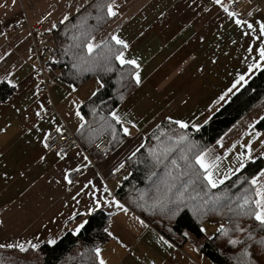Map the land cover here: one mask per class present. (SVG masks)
<instances>
[{
	"label": "crops",
	"instance_id": "1",
	"mask_svg": "<svg viewBox=\"0 0 264 264\" xmlns=\"http://www.w3.org/2000/svg\"><path fill=\"white\" fill-rule=\"evenodd\" d=\"M90 1L0 0V81L8 77L17 84L13 94L0 104V243L31 240L40 246L49 239L57 240L86 219L68 218L74 212H85L93 203V192L118 200L115 190L126 175V167L119 175L114 171L144 144L148 132L169 117L184 121L188 127L203 124L225 103H214L221 93L257 58L256 53L248 52L249 45L259 47V39H264H252L258 34L255 22H264V0H244L237 11L240 15L252 13L247 22L256 32L246 25L238 27L212 0H116L117 16L109 19L94 42L117 33L129 44L126 58L140 64L141 85L137 87L133 81L124 100L112 110L136 127L125 123L130 135L101 156L78 144L60 160L56 152L41 145L43 133H51L63 123L75 132L83 121L76 116V105L96 90L98 79L75 86L77 91L69 95V82L57 79L58 68L47 63V75L54 83L46 93L36 94L32 78L36 59L29 54L31 37L28 29L15 30L13 24L20 19L32 23L41 13L50 12L44 28L49 32ZM236 91L233 89L229 97ZM46 107L51 108L49 113H44ZM37 111L43 119L36 117ZM263 114L264 99L205 151V160L219 166L214 172L217 179L231 176L250 159L264 158V129L252 128ZM34 123L40 132L32 128ZM228 153H234V158H226ZM41 155L45 156L43 162ZM224 158L225 164L219 165ZM84 164L85 176L66 185L63 172ZM255 179L257 185L264 184V167ZM89 180L92 185L77 197V204L72 196ZM105 187L111 196L104 192ZM101 204L97 210L109 213L106 229L116 237L109 236L99 246L106 264H214L199 251L201 240L187 235L182 245H176L124 204L127 213L115 205ZM141 220L147 227L141 226Z\"/></svg>",
	"mask_w": 264,
	"mask_h": 264
},
{
	"label": "trees",
	"instance_id": "2",
	"mask_svg": "<svg viewBox=\"0 0 264 264\" xmlns=\"http://www.w3.org/2000/svg\"><path fill=\"white\" fill-rule=\"evenodd\" d=\"M96 2L97 0H91L51 30L60 57L58 63L51 65L56 68L65 65L62 79L74 86L94 78L103 84L96 96L90 95L79 106L83 121L74 135L78 144L88 152H95L92 143L98 137L104 136L108 140L106 151L123 140L125 135L121 126L111 119L109 113L120 103L119 97L125 96L133 86L130 78L133 69L129 65L121 69L113 61V72H105L101 68L79 75L72 66L74 55L83 50V34L89 33L90 38H94L109 21L107 17L101 22L95 19ZM78 44L81 47H77ZM97 51L102 52L103 49ZM121 72L125 76L123 79ZM13 92L14 89L5 80H1L0 104ZM263 99L264 69L255 71L247 83L215 110L209 116L210 119H206L207 123L203 122L198 126V130L197 127L181 129L171 124L169 119L160 120L148 132L144 144L135 155L125 161L126 175L115 190L118 200L174 244L182 245L187 239L186 233H189L198 240L202 239L199 251L214 264H241L244 259L242 250L252 244L247 239L249 233L255 241L264 238V230L254 220L241 215L239 207L246 197L249 198V204L254 199L255 188L251 181L263 169L264 158L246 161L216 188L208 187L202 177L197 179L196 173L201 170L194 161L196 155L206 153V150L216 145L234 124ZM112 128H115V134ZM252 128L257 131L264 129V114ZM181 136L186 139L181 140ZM95 153L98 156L104 154ZM173 161L176 163L173 164ZM168 185L171 186V191H168ZM180 193L183 194V203L179 212L173 215L168 209L174 208V204L168 201H175ZM157 199L164 202L163 207L152 208ZM140 205L149 210L145 211ZM248 206L245 205V208ZM109 218V213L96 210L87 217L88 223L76 235L66 231L55 244L45 243L37 250L25 253L16 249H0V260L5 261V264H98L94 249L110 238L105 231ZM206 222L223 225L229 230V235H221L216 230L211 236H206L200 231ZM237 223L244 231L235 230ZM229 238L240 239L244 243L232 246L227 242ZM251 250L255 251V246ZM260 264H264V256L260 257Z\"/></svg>",
	"mask_w": 264,
	"mask_h": 264
},
{
	"label": "snow or ice",
	"instance_id": "3",
	"mask_svg": "<svg viewBox=\"0 0 264 264\" xmlns=\"http://www.w3.org/2000/svg\"><path fill=\"white\" fill-rule=\"evenodd\" d=\"M212 3L222 8V10L227 14V16L232 18L234 23L238 27L241 25H246L249 31L256 32V28H254V25L252 23L239 19L238 14L234 11H230L229 8L225 6L223 0H212ZM94 7L97 12V16L95 17V19L98 22H101L105 19V17H107L108 19L116 17L118 13L115 9H117L119 6L116 4V0H97ZM205 11H208V9H205ZM248 15L251 16L252 13L250 12L248 13ZM67 19L68 17L65 16L64 20H62L61 23H63ZM255 23L256 25H258V34L252 36V39L256 40L259 38H264V22L257 20ZM53 27H55V25H53ZM244 34L248 35V32H245ZM83 35H84V42L82 44L83 50L80 53L74 55V63L72 65L73 68L77 70V75L81 74L82 72L93 71L101 68L105 72H113L115 71L113 67V61H114L116 64L120 65L121 69H123L125 65H130L134 69V71L130 73L131 80L135 82V85L137 87L141 85L142 80L140 75V64L136 59H128L125 56V50L129 48V44L126 40L122 39L117 33H112L109 38H106L105 40H103L101 43L98 44L94 42V38H90L89 33H84ZM233 43H235V41H233ZM77 47H81V45L78 44ZM101 48L103 49V51L98 52L97 50ZM248 52L256 53L257 58L247 64V72L244 74H238L236 80L232 84V87L228 88L227 91L221 93V95L217 98V100L214 103H220L221 101L226 103L227 98L229 97V94L233 92V89L239 90L237 85L243 86L244 83H247L245 77L249 73L264 69V39H259V47L253 48L251 45H249ZM0 59H2V57H0ZM213 63H215V61H213ZM8 75L11 76V73H9ZM120 75L122 79L125 78L123 72H121ZM4 80L10 88L15 89L17 87V84L14 83L12 80L8 79V77H5ZM41 83H43V81H41ZM96 84H97V88L95 91L91 93L92 96H96L100 88L103 87V84L99 79L96 81ZM68 88L71 89L69 95L77 91V88L72 83L68 84ZM119 99L123 101L124 96L121 95ZM76 106L79 107V105ZM41 109H43V105H41ZM35 115L37 118L43 119L40 111H37ZM109 115L111 116V119L115 121L116 124H119L121 126L123 134L125 136L130 135L129 128L124 126L125 123L131 124L133 128L136 127V125L132 123L130 120L123 121L120 115L116 111L110 112ZM76 116L79 117L81 120H83V117L81 116L79 111L76 112ZM210 118L211 117H209V119ZM168 119L171 124H175L181 129H185L188 127V124H186L182 120L179 119L173 120L171 119V117H169ZM207 122L208 121L205 120V123ZM109 127H111V125H109ZM32 128H34L37 132L41 131V129L35 123L32 125ZM197 130H198V126H197ZM55 131L58 134H62V127L61 126L56 127ZM112 131L113 134H115L116 131L115 128H112ZM257 135H259V133H257ZM180 139L184 140L186 139V137L181 136ZM50 140H51V134L48 132H44L43 139L40 140V143L44 149L50 150V143H49ZM217 143H219V141H217ZM55 155L59 157L60 160H64L66 153H64L63 149H61L60 151H57ZM133 155H135V153H133ZM83 159L87 161L88 158L87 156H85ZM39 160L43 162L45 160V156L41 155L39 157ZM194 162L196 165L199 166V169L201 170V172L196 173L197 179L202 177V179L207 182V186L210 188H216L218 184H222L224 182V179L228 178L227 176H225L223 179L216 178V176L212 172V168H214L215 165L206 162L204 153H200L199 155H196ZM175 163L176 162L173 161V164ZM123 166H124L123 164L120 165V167ZM82 167L86 168L87 164L72 168L70 170H65L63 172L62 179L66 185L71 186L74 183L73 177L70 175V172L80 173ZM189 167L190 168L192 167L191 163H189ZM125 179H127V177H125ZM56 183L60 184V181L57 180ZM251 183L255 188V196L254 199H251L250 204H249V198L246 197L244 199L243 204L239 205V207L241 208V215L247 216L250 219L254 220L258 225V227L261 230H264V184L257 185V181L255 178L252 179ZM90 185H92L91 180H89L87 184L83 185V187L79 191H77L74 196H72V200L75 201L77 204H79L80 201L77 199V197H79L81 193L84 192L85 189L89 188ZM168 191H171L170 185H168ZM104 192L108 193V196L112 195L107 189V187L104 188ZM91 195L94 198L93 203L90 206L86 207L85 212H74L72 216H69L68 218L69 221L76 218L77 216H90L97 209L101 208L102 206L101 201L103 202L104 205H115L116 208L122 209L125 213L128 212V209L124 207V205L121 204L115 198L107 199L102 196H97L95 192H93ZM168 202L174 204V208H169L168 210L171 211L173 215H176L180 210L181 203H183V194L180 193L179 195H177L175 201L169 200ZM163 205L164 202L161 201L160 199H157L151 207L152 208H155L157 206L163 207ZM245 205H249V206L245 208ZM253 205L254 207H252ZM140 207H143L145 211L149 210L148 207H145L144 205H140ZM87 223H88L87 219L78 223L75 226L74 230L72 231V234L76 235L77 233H79ZM140 224L143 227H147V225L144 224L143 220L140 221ZM235 230L237 232L244 231V229L240 227L239 223L236 224ZM105 231L109 236H112L113 239H116V237H114L113 234L109 232L107 229H105ZM200 231L203 232L204 229L201 228ZM217 232H219L221 235L224 236L229 235V230L225 229L223 225H221L220 228L217 229ZM247 239L249 241H252V244H250L249 246L245 247L242 250V255L244 259L241 261V264H260V257L264 256V238H261L259 241H255L253 240L252 234L249 233ZM164 242L167 243V241ZM227 242L229 245L232 246H236L244 243L240 239H236V238H229ZM47 243L49 245H53L56 243V240L49 239ZM168 246L171 247V245ZM253 246H255V251L251 250ZM5 248L16 249L20 253H25L29 250L32 251L37 250L39 248V243H33L31 240L25 242L0 243V249H5ZM94 251L96 253V259L98 261V264H106L105 260L101 256V249L97 247L94 249ZM0 264H5V261L0 260Z\"/></svg>",
	"mask_w": 264,
	"mask_h": 264
},
{
	"label": "built area",
	"instance_id": "4",
	"mask_svg": "<svg viewBox=\"0 0 264 264\" xmlns=\"http://www.w3.org/2000/svg\"><path fill=\"white\" fill-rule=\"evenodd\" d=\"M244 0H223L226 6L230 11H234L238 14V9ZM251 16L248 14L240 15L238 14V18L241 20L247 21ZM50 19V12L41 13L36 21L29 22L27 19H20L13 24V28L15 30H19L22 28H26L29 31L31 37V43L29 47V54L34 56L36 59V66L32 71V78L34 80V90L36 94L46 93L49 88L53 85L54 81L47 75L46 64H56L59 62V53L53 42V34L51 31L46 32L45 26L48 24ZM65 69V65H61L58 67V71L56 73L57 79L61 80L63 78V70ZM43 81V83H41ZM51 110L50 107H46L44 109V113H49ZM62 134L56 133V131H52L50 143V150L57 152L63 149L64 153L68 155L74 146L78 145V141L74 135V132L65 124L61 125ZM108 147V140L106 137L101 136L98 137L92 143V149L98 154H102L106 151ZM124 166L120 167V165L115 169L114 175H119L123 170ZM70 175L73 177L74 182L85 176V171L81 169L80 173H71Z\"/></svg>",
	"mask_w": 264,
	"mask_h": 264
},
{
	"label": "rangeland",
	"instance_id": "5",
	"mask_svg": "<svg viewBox=\"0 0 264 264\" xmlns=\"http://www.w3.org/2000/svg\"><path fill=\"white\" fill-rule=\"evenodd\" d=\"M241 147V146H240ZM239 147V148H240ZM251 147V146H250ZM238 148V149H239ZM234 153H228L227 154V156H226V158H228V157H231V158H234ZM226 158H224L223 160H222V162L219 164V165H223V164H225V162H226ZM218 167L219 166H216L215 168H213V170H212V172L214 173V172H216L217 171V169H218ZM218 185H220V184H218ZM217 185V186H218ZM88 217V216H87ZM87 217H86V219H87ZM220 227V224L219 223H215V222H206V223H204L203 224V226H202V228L204 229V234L206 235V236H211L218 228ZM187 235H189V237H191V239H195V240H197V241H200V240H198V238H196V237H194L193 235H191V234H189V233H186ZM202 240V239H201Z\"/></svg>",
	"mask_w": 264,
	"mask_h": 264
}]
</instances>
